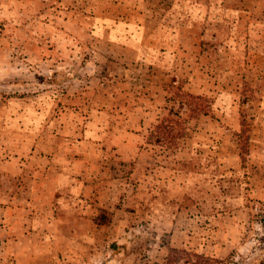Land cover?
<instances>
[{
	"label": "rangeland",
	"instance_id": "rangeland-1",
	"mask_svg": "<svg viewBox=\"0 0 264 264\" xmlns=\"http://www.w3.org/2000/svg\"><path fill=\"white\" fill-rule=\"evenodd\" d=\"M182 253L264 264V0H0V264Z\"/></svg>",
	"mask_w": 264,
	"mask_h": 264
},
{
	"label": "trees",
	"instance_id": "trees-1",
	"mask_svg": "<svg viewBox=\"0 0 264 264\" xmlns=\"http://www.w3.org/2000/svg\"><path fill=\"white\" fill-rule=\"evenodd\" d=\"M177 91H179V88L177 89ZM178 99H179L178 104L182 105L183 107L185 106L184 111L186 112L188 111L190 119H199L202 115H208L209 113L210 106L207 103H204L206 100H204L202 104L198 105L195 103V101L199 100L200 98H196L192 94H185L181 92V89L178 93ZM183 130L184 129H181L180 132H177L175 134L174 133L167 134L165 133L166 131L163 134V131H161V135L163 137L161 136L162 140L160 143L163 144L165 143L164 141H169L171 139L170 135L173 136V138L179 136V139L185 137V133ZM177 146H179L178 142H177ZM184 254L186 255V257L184 256V258L186 259V262L188 264H208V260L206 259V257L197 254H189V253H182L179 255L183 256ZM209 259L210 261H213L212 258Z\"/></svg>",
	"mask_w": 264,
	"mask_h": 264
},
{
	"label": "crops",
	"instance_id": "crops-1",
	"mask_svg": "<svg viewBox=\"0 0 264 264\" xmlns=\"http://www.w3.org/2000/svg\"><path fill=\"white\" fill-rule=\"evenodd\" d=\"M7 169H9V168H7ZM7 171H9L10 173H14V174H20L19 173V170L17 171V169H15L14 167H13V169H9V170H7ZM32 201V200H31ZM61 220V219H60ZM63 221V220H62Z\"/></svg>",
	"mask_w": 264,
	"mask_h": 264
}]
</instances>
